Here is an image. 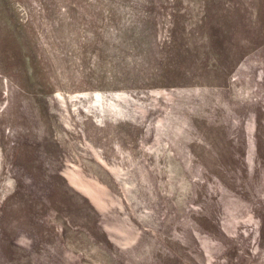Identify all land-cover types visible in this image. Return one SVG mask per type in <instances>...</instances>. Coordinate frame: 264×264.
Listing matches in <instances>:
<instances>
[{"label":"rangeland","instance_id":"1","mask_svg":"<svg viewBox=\"0 0 264 264\" xmlns=\"http://www.w3.org/2000/svg\"><path fill=\"white\" fill-rule=\"evenodd\" d=\"M0 264H264V0H0Z\"/></svg>","mask_w":264,"mask_h":264}]
</instances>
